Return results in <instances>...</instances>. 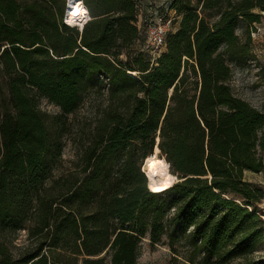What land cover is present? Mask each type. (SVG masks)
Instances as JSON below:
<instances>
[{
	"label": "trees",
	"instance_id": "1",
	"mask_svg": "<svg viewBox=\"0 0 264 264\" xmlns=\"http://www.w3.org/2000/svg\"><path fill=\"white\" fill-rule=\"evenodd\" d=\"M76 1L81 28L64 22L74 0H0V264H136L163 238L173 253L186 241L189 264H264V192L244 181L264 169V111L230 67L251 55L264 0H172L155 58L142 1ZM155 147L175 178L161 192L141 171Z\"/></svg>",
	"mask_w": 264,
	"mask_h": 264
},
{
	"label": "rangeland",
	"instance_id": "2",
	"mask_svg": "<svg viewBox=\"0 0 264 264\" xmlns=\"http://www.w3.org/2000/svg\"><path fill=\"white\" fill-rule=\"evenodd\" d=\"M74 1L76 2V0ZM66 9H64V15H66ZM64 15L63 18L65 22ZM75 26L80 27L79 25ZM176 27L177 24L175 25V28ZM241 27L242 24H240L237 33L241 41H243L244 36ZM251 39V55L246 61L240 63L230 61L232 70L231 85L238 97L248 102L252 107L264 111V13L262 14L260 23L254 25V32L251 33ZM92 99L93 96L88 95L84 104L73 115L69 116L74 128H77L84 120L91 119L93 110L90 101ZM39 105L40 109L48 114L58 113V109L45 99H42ZM66 142L63 158L67 164L74 160L77 143L73 140V137H71L70 140L66 138ZM244 181L260 188L264 192V169L257 174L246 172V174H244ZM254 207L258 211L264 209V197L259 203L255 204ZM19 240L22 241L23 239ZM185 243L186 241L184 240L176 243L174 248L177 252L173 253L168 245V239L166 238H163L161 242L156 245H150L149 241L144 239L139 250L136 264H189L186 262L189 248ZM255 257L264 258V241L260 245ZM231 264H237V262Z\"/></svg>",
	"mask_w": 264,
	"mask_h": 264
},
{
	"label": "built area",
	"instance_id": "3",
	"mask_svg": "<svg viewBox=\"0 0 264 264\" xmlns=\"http://www.w3.org/2000/svg\"><path fill=\"white\" fill-rule=\"evenodd\" d=\"M171 2L172 0H166L158 6H165L162 14L156 10L152 1L144 2L140 6L138 29L145 38L146 49L150 51L152 58L161 53L165 37L171 30V19L165 17L169 12ZM257 214L264 221V209L258 211Z\"/></svg>",
	"mask_w": 264,
	"mask_h": 264
},
{
	"label": "bare ground",
	"instance_id": "4",
	"mask_svg": "<svg viewBox=\"0 0 264 264\" xmlns=\"http://www.w3.org/2000/svg\"><path fill=\"white\" fill-rule=\"evenodd\" d=\"M84 20V8L80 1L68 4L65 22L68 25L82 27ZM150 191L161 192L170 187L175 179L169 175L163 163L157 157V148L148 156L142 166Z\"/></svg>",
	"mask_w": 264,
	"mask_h": 264
},
{
	"label": "crops",
	"instance_id": "5",
	"mask_svg": "<svg viewBox=\"0 0 264 264\" xmlns=\"http://www.w3.org/2000/svg\"><path fill=\"white\" fill-rule=\"evenodd\" d=\"M139 1H142L141 3L148 2V1H152L155 4H161V3H163L166 0H139ZM244 174H246V172Z\"/></svg>",
	"mask_w": 264,
	"mask_h": 264
},
{
	"label": "water",
	"instance_id": "6",
	"mask_svg": "<svg viewBox=\"0 0 264 264\" xmlns=\"http://www.w3.org/2000/svg\"><path fill=\"white\" fill-rule=\"evenodd\" d=\"M156 148V147H155ZM175 179V178H174ZM147 188L149 189V187H148V184H147ZM150 190V189H149Z\"/></svg>",
	"mask_w": 264,
	"mask_h": 264
}]
</instances>
